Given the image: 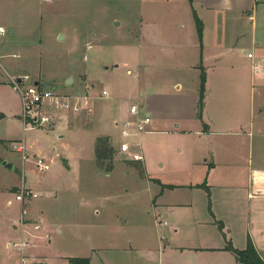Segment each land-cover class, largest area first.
I'll list each match as a JSON object with an SVG mask.
<instances>
[{"label":"rangeland","instance_id":"374dc122","mask_svg":"<svg viewBox=\"0 0 264 264\" xmlns=\"http://www.w3.org/2000/svg\"><path fill=\"white\" fill-rule=\"evenodd\" d=\"M41 1V29H24L26 36H11L8 42L18 44L20 55L18 59H0V64L9 70L7 62H16L22 75H29L32 81L39 79L41 86L54 88L72 99L86 95L88 106L78 113H54L50 125L37 128L24 130L22 121L6 133L5 125L0 126V138H10L0 141V264H68L59 258L90 253L100 264H157L160 234L169 239L173 234L170 229L178 226L174 238L186 245L194 230L193 223L179 224L153 208L152 197L161 189H166L164 197L171 193L169 198L196 193L186 184L202 182L207 168L204 158L209 161V143L197 133L202 128L197 115L200 69L177 67V55L168 54L167 48L146 44L139 32V25L144 24L142 18H173L175 12L181 16L182 7L169 14L168 7L149 8L145 3ZM181 22L187 24L185 31L191 35L190 19ZM157 25L163 32L162 28L171 26V22L162 19ZM57 30L66 37L55 39ZM256 37V50L260 52L264 48L260 25ZM209 55L211 58L203 61V104L208 98L225 96L245 100L254 93V86L258 88L259 76L264 74L259 54L248 58L234 48L228 54H216V59L212 53ZM185 57L190 60L188 55ZM252 71L256 73L255 82ZM69 77L72 82L66 83ZM130 104L138 106L139 116L150 113L144 132L128 139L133 146L138 143L131 152H139L141 161L125 159L119 153L118 146L124 138L112 122L113 118L118 122L130 118ZM203 107L202 119L209 124ZM125 108L128 117L123 119L120 114ZM62 121H66L65 129L60 130L56 125ZM55 129L65 136L58 137L52 131ZM105 133L112 134L111 171L98 167L94 156L95 141ZM24 136L29 139L30 152L51 155L26 154ZM15 146L22 150L17 151ZM38 156L49 164L47 170H37L34 161ZM21 185L36 196L15 200ZM22 217L31 223L28 228H21ZM164 219L166 226L159 224ZM128 241L137 249L135 252L102 250L129 247ZM22 242L23 248L13 246ZM138 248L152 249L153 261H142L143 252Z\"/></svg>","mask_w":264,"mask_h":264},{"label":"crops","instance_id":"0c3cea01","mask_svg":"<svg viewBox=\"0 0 264 264\" xmlns=\"http://www.w3.org/2000/svg\"><path fill=\"white\" fill-rule=\"evenodd\" d=\"M60 1L56 0V3ZM64 1L76 3V0ZM106 1H124L140 3V5L145 3L149 8L157 5L168 7L169 14L181 5V16L180 14L176 16L175 12L173 18H162L171 22V26L162 28L163 32H160L157 25V21L162 19L156 20L153 16L142 18L144 24L139 25V32L146 44L167 48L168 54L177 55L174 59L177 67L190 69L199 68L201 65L205 71L203 61L211 58L209 54L212 53L213 58L216 59V54H228L234 48H238L242 54L251 52L252 58L259 54L258 59L264 69V48L261 47L260 52L256 50L259 43L256 39L257 28L260 25V29L264 30V0H193L192 5L188 0ZM193 11L203 25L201 42L197 35ZM43 13L41 0H0V26L4 28V33L0 37V59H18L20 55L17 51L18 44L12 45L8 39L11 36L12 38L26 36L24 29L26 31L29 28L32 31L41 29ZM147 13L151 14V11L147 10ZM187 18L190 19L191 35H187L185 31L187 24L181 22ZM61 33L62 31L57 30L54 34L55 39L62 35ZM62 37L64 39L66 35ZM186 52L190 54H185ZM186 55L189 56V61ZM7 66L9 70L4 69L0 64V113L3 115L0 118V126L5 125V132L9 133L11 126L22 124L20 96L12 85V79L22 73L16 62L9 61ZM255 76L256 73L252 71L253 82L256 80ZM259 77L258 88L254 86L252 88L254 93L245 100L237 96H225L220 99L208 98L204 101L203 110L207 112L206 118L209 124L202 119L201 123L206 124V129L203 130L202 127L197 133L209 143V153H207L209 161L206 162L207 158H204V164L207 165L202 175L205 177L204 180L186 186L205 182L208 192L204 187H192L191 189L196 190V193H184L180 197L169 198L171 193L164 197L166 189H161L152 197L153 208L168 214L179 224L193 223L194 230L193 237L189 239L190 244H186L189 246L179 243L178 239L174 238L178 226L170 229L173 234L169 239L165 234H160L157 264H243L231 251L225 250L224 246L229 241L235 249L241 250L245 248L248 238L264 261V74ZM34 81L39 83V79ZM15 93L17 95H13ZM147 114L150 115L149 112ZM120 115L121 118L126 119L127 109L122 110ZM65 122H59L56 128L65 129ZM112 122L116 125L118 121L113 118ZM52 131H55L60 138L65 136L56 129ZM103 135L110 139L112 136L108 133ZM9 139L5 136V139L0 138V141ZM22 145L26 154L29 152L33 155H51V152L45 151L30 152L32 150L26 136L22 139ZM65 158L68 159L67 156ZM70 162L69 159L68 164ZM22 187L25 185H21ZM197 208L199 211L195 212ZM23 213H25L24 207ZM28 221L22 217L21 228L23 226L28 228L31 224ZM159 224L168 225L165 219ZM57 231L61 232V229L58 227ZM6 246L10 244L7 243ZM128 246L119 249L102 248V250L130 253L137 250L131 246L130 241ZM138 250L143 252L142 261H153L152 249L138 248ZM68 257L70 256L59 259L68 263ZM79 257H88L90 264H100L98 259H93L92 253Z\"/></svg>","mask_w":264,"mask_h":264},{"label":"built area","instance_id":"2783aa9c","mask_svg":"<svg viewBox=\"0 0 264 264\" xmlns=\"http://www.w3.org/2000/svg\"><path fill=\"white\" fill-rule=\"evenodd\" d=\"M4 33V28L0 26V37ZM247 57L252 58L251 52L246 53ZM12 85L16 91H18L21 105H22V121L23 129L37 128L43 125H50L54 121V113L57 112H81L83 108H87L86 95L82 98L73 97L74 99L61 95L54 88H45L40 85V83H35L31 80V77L27 74L20 75L19 77H14L12 79ZM25 83H28L25 86ZM103 95H106V91H102ZM128 113L130 118L124 120L123 122H116L117 127L120 128L121 136L124 138L119 146L118 151L121 153L125 159L133 161H141L142 155L139 152L132 153L131 149L138 143L130 142L129 138L138 137L142 132H144L146 126L150 123V115L144 114L139 116V108L136 104H130L128 107ZM17 151H21V146H15ZM37 170H47L49 164L46 160L40 156L36 157L34 161ZM26 196H36V194L21 188L20 192L15 195V199L22 201ZM166 222H164L165 224ZM14 247L23 248L25 243H13ZM23 262V258H21Z\"/></svg>","mask_w":264,"mask_h":264},{"label":"trees","instance_id":"16d2710c","mask_svg":"<svg viewBox=\"0 0 264 264\" xmlns=\"http://www.w3.org/2000/svg\"><path fill=\"white\" fill-rule=\"evenodd\" d=\"M189 3L192 5L193 0H188ZM193 18L195 21L197 35L199 41L201 42L202 39V30L203 25L201 20L197 17L196 13L193 11ZM200 69V84H199V112L197 113L198 118L202 121V107H203V98H204V90H205V71L201 65H199ZM3 115L0 113V118ZM203 130L206 129V124L202 122ZM94 156L95 161L98 167L105 168L106 171H111L113 169V159H114V148L111 145L110 138L108 136H100L97 137L94 146ZM157 181V180H155ZM169 188H173V185H164ZM188 187H204L208 192V187H206L205 182L195 185V186H188ZM225 250L231 251L238 259L239 262L243 264H264V261L258 254L257 250L255 249L252 241L248 238L247 243L244 249H235L229 241L226 242L224 246ZM67 261L69 264H90V260L88 257H68Z\"/></svg>","mask_w":264,"mask_h":264},{"label":"water","instance_id":"95a60500","mask_svg":"<svg viewBox=\"0 0 264 264\" xmlns=\"http://www.w3.org/2000/svg\"><path fill=\"white\" fill-rule=\"evenodd\" d=\"M62 38H63L62 35H59L58 39H62ZM70 82H72V78L71 77L66 79V83H70ZM4 164H6V163L4 162ZM37 264H45V263L44 262H39Z\"/></svg>","mask_w":264,"mask_h":264}]
</instances>
